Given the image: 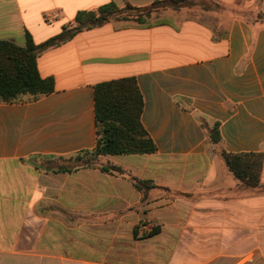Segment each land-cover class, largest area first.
I'll use <instances>...</instances> for the list:
<instances>
[{"label":"crops","instance_id":"1","mask_svg":"<svg viewBox=\"0 0 264 264\" xmlns=\"http://www.w3.org/2000/svg\"><path fill=\"white\" fill-rule=\"evenodd\" d=\"M155 2L179 11L42 50L54 91L0 103V264H264V163L261 186L241 183L203 124L228 152L264 154V0H0V40L41 44L82 10ZM123 77L157 151L100 158L153 181L146 196L97 166L60 170L96 147L95 85Z\"/></svg>","mask_w":264,"mask_h":264},{"label":"trees","instance_id":"2","mask_svg":"<svg viewBox=\"0 0 264 264\" xmlns=\"http://www.w3.org/2000/svg\"><path fill=\"white\" fill-rule=\"evenodd\" d=\"M182 0H173L179 3ZM126 4L119 7L106 4L77 13L73 22L64 26L55 37L36 44L27 34V44L18 45L11 40H0V103L35 100L54 91V79L43 78L38 70L37 59L40 52L61 43L85 29L103 25L110 21L136 22L152 25L151 8ZM259 17H262L261 15ZM95 117L97 144L93 150H82L70 159L74 167H62L63 172H72L77 167H100L103 172L127 176L134 186L146 196L149 189L156 187L151 180L141 179L127 169L112 164L101 163L100 155L149 154L157 151V146L142 123L144 98L135 77H123L103 81L95 85ZM207 127L211 143L216 146L226 169L241 183L250 187L261 186L263 153H232L221 147L218 123Z\"/></svg>","mask_w":264,"mask_h":264},{"label":"rangeland","instance_id":"3","mask_svg":"<svg viewBox=\"0 0 264 264\" xmlns=\"http://www.w3.org/2000/svg\"><path fill=\"white\" fill-rule=\"evenodd\" d=\"M184 0L180 1L179 3H175L176 5H180V6H185L188 1L190 2V0H185L187 2H183ZM195 4L193 3H190L189 6H187V8H194ZM195 8H197V6H195ZM151 11H152V17L150 19V23H155V22H159L161 21L162 19L166 18L167 19V16H169V14L175 12V11H179L177 9V7H166V6H162L160 5L159 3L155 4L152 8H151ZM118 23V22H117ZM124 23H128V22H123L121 24H124Z\"/></svg>","mask_w":264,"mask_h":264}]
</instances>
